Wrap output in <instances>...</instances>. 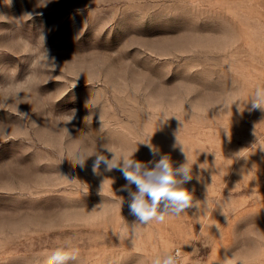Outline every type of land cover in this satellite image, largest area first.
<instances>
[{
    "label": "rangeland",
    "instance_id": "obj_1",
    "mask_svg": "<svg viewBox=\"0 0 264 264\" xmlns=\"http://www.w3.org/2000/svg\"><path fill=\"white\" fill-rule=\"evenodd\" d=\"M257 86L264 0H0V264H264ZM98 156L187 166L190 207L142 224Z\"/></svg>",
    "mask_w": 264,
    "mask_h": 264
},
{
    "label": "clouds",
    "instance_id": "obj_2",
    "mask_svg": "<svg viewBox=\"0 0 264 264\" xmlns=\"http://www.w3.org/2000/svg\"><path fill=\"white\" fill-rule=\"evenodd\" d=\"M250 110H260L264 113V86H257L249 99ZM103 161L106 170L116 168L119 170L126 181L135 184L137 193L132 195V202L129 210L139 222L146 224L150 221L164 222L169 211L165 206L164 212H158V205L161 200L167 201L171 205L170 211L179 215L185 209L190 207L192 196L191 193L183 188L176 187L178 181L177 175L184 177V182L191 179L190 169L185 166L181 170L174 171L167 157H162L152 170H146L141 175L143 165L129 157L123 160V167L117 168L115 161L109 162L103 156H98L93 163V171ZM83 168L85 157L81 156L72 162ZM73 182H77L74 178ZM79 250L75 248L58 247L48 256L46 264H67L72 261L78 264ZM178 253H168L163 259L155 257L152 264H177Z\"/></svg>",
    "mask_w": 264,
    "mask_h": 264
}]
</instances>
